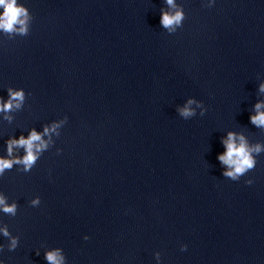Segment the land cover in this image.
I'll return each instance as SVG.
<instances>
[{
	"label": "water",
	"instance_id": "water-1",
	"mask_svg": "<svg viewBox=\"0 0 264 264\" xmlns=\"http://www.w3.org/2000/svg\"><path fill=\"white\" fill-rule=\"evenodd\" d=\"M16 3L26 32L0 29V105L9 89L24 99L0 111V159L22 158L8 142L32 130L46 147L0 173L16 206H0V264L51 251L61 264H264V126L251 122L264 0ZM230 132L260 149L235 180L218 159Z\"/></svg>",
	"mask_w": 264,
	"mask_h": 264
},
{
	"label": "clouds",
	"instance_id": "clouds-1",
	"mask_svg": "<svg viewBox=\"0 0 264 264\" xmlns=\"http://www.w3.org/2000/svg\"><path fill=\"white\" fill-rule=\"evenodd\" d=\"M169 6H173V0H166ZM0 7H3L4 11L0 14V29L5 32H13L17 29L14 27L15 25H19V32L25 33L26 27L25 22L28 18V14L24 7L17 5L16 0H0ZM183 15L181 12L177 11L174 14L162 13L160 23L164 28H169L173 25L180 24ZM9 91V99L7 102L0 105V111H11L13 107L19 108L20 104L23 102L24 94L22 91ZM260 91L264 92V84L260 85ZM18 102V103H14ZM189 104L192 103L190 100ZM261 103H257L255 108L257 110V114L251 117V122L257 126H264V112H260ZM180 114L184 117L191 116L192 110L185 106L180 109ZM58 125L53 124L50 127L44 128V134H47L49 131H55ZM239 144L235 142L234 135L230 132L228 133L227 140L223 141L226 151L223 155H220L218 159L225 165H227L231 171H226L224 173L225 176L232 178L233 180L237 179L239 175L244 174L247 170H250L255 165V160L250 155V152L256 151L259 152V146L255 149H249L243 139V137H239ZM13 147H23L25 150V155L19 159H0V173L4 171V169H10L12 165L15 164H23L25 170L31 168L36 159V153H39L42 149L46 147L45 142L41 139V135L37 133L35 130H32L27 139L24 137H20L19 139L10 140L7 145L8 155H12ZM252 181H246V184H251ZM32 203L38 204V200H33ZM0 206H3V211L9 214H15L16 206L13 205H5L4 199L0 198ZM7 235V232H5ZM88 239V237H85ZM15 241H13V245ZM186 247V246H185ZM46 259L49 264H61L62 258L59 257L58 252L51 251L46 254Z\"/></svg>",
	"mask_w": 264,
	"mask_h": 264
}]
</instances>
